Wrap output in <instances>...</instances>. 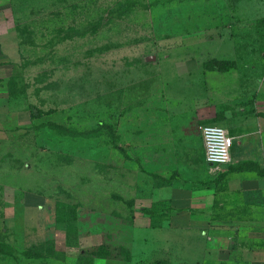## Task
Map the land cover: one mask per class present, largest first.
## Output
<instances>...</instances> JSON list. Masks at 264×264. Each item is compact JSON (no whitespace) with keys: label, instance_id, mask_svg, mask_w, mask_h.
I'll return each instance as SVG.
<instances>
[{"label":"rangeland","instance_id":"obj_1","mask_svg":"<svg viewBox=\"0 0 264 264\" xmlns=\"http://www.w3.org/2000/svg\"><path fill=\"white\" fill-rule=\"evenodd\" d=\"M212 86L260 151L264 0H0V264H264V209L212 230L138 196L145 118Z\"/></svg>","mask_w":264,"mask_h":264},{"label":"crops","instance_id":"obj_2","mask_svg":"<svg viewBox=\"0 0 264 264\" xmlns=\"http://www.w3.org/2000/svg\"><path fill=\"white\" fill-rule=\"evenodd\" d=\"M217 89L212 86L207 92L203 90L202 93H208V103H199L189 115L186 112L185 116L167 118L160 113L154 120L151 117L147 120L146 117L143 133L138 135V145H143L141 164L145 171L143 188L139 185L138 196L144 200L159 201L162 209L166 210L165 217L171 216L174 219L171 223L176 225L215 226L212 230H221L228 224H246L256 217V209H264V175L253 169H244L246 163L252 162L262 167L263 141H260V151L248 153L246 140H241L243 135L234 131L238 128L239 111L243 110L236 98L241 96L240 91L244 88L234 92L229 86L227 89L223 87L221 96H227L228 92L230 96L237 95L235 100L232 98L229 101L219 99ZM215 101H220L217 106ZM216 122L233 138L230 162L218 169L205 161L200 129ZM130 160L135 162V156H131ZM152 165L158 167V172L151 169ZM138 169L141 173L139 165ZM150 171L151 175L147 176L146 172ZM182 228V231L194 232L190 228Z\"/></svg>","mask_w":264,"mask_h":264},{"label":"built area","instance_id":"obj_3","mask_svg":"<svg viewBox=\"0 0 264 264\" xmlns=\"http://www.w3.org/2000/svg\"><path fill=\"white\" fill-rule=\"evenodd\" d=\"M200 129L206 163L214 169L228 164L233 138L228 135L223 127L218 125H204Z\"/></svg>","mask_w":264,"mask_h":264},{"label":"trees","instance_id":"obj_4","mask_svg":"<svg viewBox=\"0 0 264 264\" xmlns=\"http://www.w3.org/2000/svg\"><path fill=\"white\" fill-rule=\"evenodd\" d=\"M212 64H214V66H212L211 68L209 67V69H213V70H216V71H227L228 69L224 66V68H221L223 64H227L226 61H218V60H215Z\"/></svg>","mask_w":264,"mask_h":264}]
</instances>
